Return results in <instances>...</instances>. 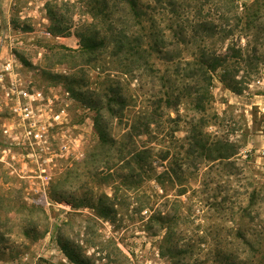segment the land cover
<instances>
[{"label": "rangeland", "instance_id": "obj_1", "mask_svg": "<svg viewBox=\"0 0 264 264\" xmlns=\"http://www.w3.org/2000/svg\"><path fill=\"white\" fill-rule=\"evenodd\" d=\"M216 1L140 0L138 17L123 0H0L3 49L21 61L20 77L54 91L69 84L83 99L69 90L73 154L48 164L22 153L4 160L0 149V259L79 264L66 248L81 264H171L161 241L172 230L179 257L192 263L232 264L235 252L243 264H264V0H234L232 9ZM122 30L141 37L154 69L143 62L134 70L115 54L113 37ZM91 32L106 35V43L84 51L78 35ZM150 33L165 37L179 69L207 50L227 57L213 75L204 115L211 159L209 151L186 153L187 122L201 116L191 101L163 103L159 122L135 141L124 136L165 91L168 64L145 42ZM1 134L0 123V144ZM63 137L55 134L56 148ZM79 140L83 154H76ZM145 148L154 151L158 173L168 170L163 184L134 178L133 163H123L130 150ZM220 151L231 157L219 158ZM106 166L113 176L101 174ZM136 201L149 206L140 210ZM158 208L170 212L153 213Z\"/></svg>", "mask_w": 264, "mask_h": 264}, {"label": "trees", "instance_id": "obj_2", "mask_svg": "<svg viewBox=\"0 0 264 264\" xmlns=\"http://www.w3.org/2000/svg\"><path fill=\"white\" fill-rule=\"evenodd\" d=\"M129 5L131 8V11L136 14V16L141 17V13L139 12L141 10L140 8V0H123ZM224 1V2H223ZM224 6V3H231L232 9L233 7L236 8V4L234 0H217L216 6H219L218 4H221ZM222 7H219L217 11L219 12ZM230 11V10H229ZM219 19L225 18L224 14L222 12H219ZM227 20H229L228 17H226ZM250 19V17H249ZM229 22V21H228ZM251 21H249L250 23ZM57 31H60V29H56ZM247 33H245L246 36H249V33L251 28L250 26L247 28ZM234 35V29L227 31V35H225V39L229 38L230 36ZM81 40L82 49L84 51L86 50H93L98 49L101 46H104L107 40L106 35L99 38L95 32L89 33L87 36L84 34L78 35ZM141 37H136L134 35L131 36L127 31H120L117 36L113 37L114 42V50L115 54L120 55V57L123 56V59L129 60L134 64V70L140 69V63H145L146 65L150 66L151 69L155 68V63L151 62L152 60V53H147V48L145 45H139L141 44ZM143 39V38H142ZM147 44L148 41L150 44V48L157 51L158 53H161L163 56V60L166 64H168L167 68L165 69V77L162 84V87L165 88V91L161 93L160 95H157V98L155 99L154 103V109H150V111L145 112V117L141 116V124H134L131 125V128L133 130H130L126 135L129 136V138L132 141H135V139L142 134H144L146 131L149 130L150 126L154 123L159 122L157 120L158 117H160L159 109L163 107V103H165L167 106H173L176 105L178 107L180 104L184 103V101H191L195 104V109L201 113V116H193L188 120V136L187 139L189 140V148L187 149V154L190 156V158L194 157L195 154L203 155L204 151L209 153L206 155V158H212L211 152L213 151L211 149L212 143H209V140L207 139V134L204 130L205 128V117L204 115L207 113V105L209 103V98L211 95V86L213 82V75L217 71L218 67L224 66L227 62V57L224 55H218L213 51L207 50L204 52L198 61H187L185 62L184 68L179 69L180 67L177 64V61H175L173 55L168 54V44L165 37H159L156 35V33H150L149 38L146 39ZM140 41V42H139ZM138 43V44H137ZM231 47L230 49H232ZM134 55H132V53ZM123 53V54H122ZM241 53V51H240ZM239 54V53H238ZM242 55V53H241ZM148 56V57H147ZM173 69V70H171ZM177 74V75H176ZM178 75L181 78H178ZM69 90L73 93L74 96L79 97L74 93V89L71 88V86L68 84ZM81 100H83L81 98ZM117 101L118 105H121V110H123V107L125 106V99L122 97V95H118L115 99ZM180 116V115H179ZM106 133L102 132L103 140H106ZM122 144V143H121ZM125 146H128V144ZM199 150H202L201 154L199 153ZM130 158L123 159V163L131 164L132 166V176L134 178H139L138 180H146L148 178H157L159 182L163 184L165 175L168 173V170L161 171L158 173L156 165L153 164V161L155 160L153 157L154 151L152 149H141V150H130L128 152ZM210 154V155H209ZM231 155L224 154L222 151L219 153V158H230ZM160 158L161 162L165 159V156L160 154L158 156ZM110 167L106 166V169L103 168L102 173L103 176H113L112 173L109 174ZM136 186V185H135ZM181 194L186 192V189L183 187L182 190H180ZM138 204V208L142 210L144 207H148V203H145L144 201H136ZM164 206H167V203L164 204ZM164 210L163 208L153 209V213H169L170 211ZM155 216V215H154ZM153 216V218H154ZM159 220L167 219V216L159 215ZM176 233L174 231H169L164 236L161 243L167 244L166 250L170 254L171 258V264H197L192 263L189 259H182L179 257L180 252L177 249L178 243H173L172 239L175 238ZM237 234L233 235V240L239 237ZM43 236V233L40 235ZM39 237V234L37 235ZM5 239V233L3 231H0V244ZM248 242V241H247ZM171 243V245L169 244ZM173 243V244H172ZM65 252L69 259H71L73 262H77L81 264V261L73 256L66 248ZM241 253L236 254L235 252L232 253V260L231 263H237V264H243V259L240 256Z\"/></svg>", "mask_w": 264, "mask_h": 264}, {"label": "built area", "instance_id": "obj_3", "mask_svg": "<svg viewBox=\"0 0 264 264\" xmlns=\"http://www.w3.org/2000/svg\"><path fill=\"white\" fill-rule=\"evenodd\" d=\"M4 47L5 36L0 32V123L4 138L0 149L7 154L4 160L10 154L15 157V153H22L50 164L58 155L73 154L72 141L66 140V133L71 130L74 104L70 91L62 87L56 91L53 87L38 88L33 81L23 80L21 61L11 47L6 53ZM82 118L84 123L91 119L89 108H84ZM57 133L64 136L58 148L53 141ZM80 142L81 149L76 154H83L82 150L86 149Z\"/></svg>", "mask_w": 264, "mask_h": 264}, {"label": "crops", "instance_id": "obj_4", "mask_svg": "<svg viewBox=\"0 0 264 264\" xmlns=\"http://www.w3.org/2000/svg\"><path fill=\"white\" fill-rule=\"evenodd\" d=\"M6 254H8V253H6ZM22 260H24V259H22ZM22 260L17 259V258L5 257V258L0 259V264H27V262L24 263V261H22ZM36 262H37L36 259L34 258V256H32L30 259V264H36Z\"/></svg>", "mask_w": 264, "mask_h": 264}]
</instances>
